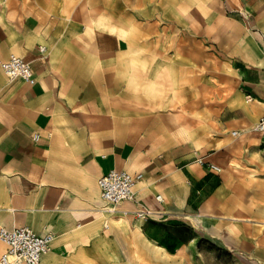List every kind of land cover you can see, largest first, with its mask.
<instances>
[{
  "label": "crops",
  "instance_id": "crops-1",
  "mask_svg": "<svg viewBox=\"0 0 264 264\" xmlns=\"http://www.w3.org/2000/svg\"><path fill=\"white\" fill-rule=\"evenodd\" d=\"M223 1L228 13L245 11L248 27L264 42V0ZM18 4L11 6L19 11ZM181 4L197 10L200 6L212 14L221 9V0H182ZM12 15L0 5V225H29L39 234L52 233L43 264L79 257L97 260L108 252L113 231L123 239L133 237L166 252L178 251L188 237L174 234L172 220L181 221L189 212L192 196H214L222 182L218 171L208 166L219 155L189 144L196 138L210 139L211 129L200 124L190 134L180 116L166 111L147 121L138 118L113 125L96 110L105 108L101 93L107 84L114 92L123 87L120 79L125 77V56L131 48L128 39L98 38L100 52L95 56L103 61L100 64L98 59L60 64L49 53L38 13L28 12L23 19ZM187 25L183 27L220 29L217 21ZM42 45H47L46 53L40 50ZM12 54L31 62L34 84L21 77L8 80L2 63ZM142 56L135 53L131 58L133 84L138 87L133 91L139 93ZM253 58L264 61L262 54ZM243 75L259 120L264 115V64L248 65ZM198 156L206 162L197 161ZM111 168L127 169L139 177L134 197L116 208H106L99 184ZM0 244L3 253L6 246Z\"/></svg>",
  "mask_w": 264,
  "mask_h": 264
},
{
  "label": "rangeland",
  "instance_id": "rangeland-1",
  "mask_svg": "<svg viewBox=\"0 0 264 264\" xmlns=\"http://www.w3.org/2000/svg\"><path fill=\"white\" fill-rule=\"evenodd\" d=\"M181 1L0 0L12 18L38 13L49 53L60 64L85 59H98L100 64L97 39L126 37L131 48L120 79L123 87L114 92L107 84L101 93L105 108L96 111L113 125L147 121L165 111L180 116L190 134L206 124L210 139L196 138L189 144L219 155L214 163L221 167L222 182L214 196H192L189 212L181 221L172 220L174 234L188 237L178 251L166 252L133 237L123 239L113 231L105 258H66L60 264H264V145L254 130L259 113L244 88L243 75L248 65L264 64L252 59L264 56V42L248 27L245 11L226 12L223 0L219 14L183 6ZM15 2L19 11L11 6ZM200 20L217 21L220 29L183 27ZM135 53L144 55L140 93L133 91L138 89L132 78ZM5 75L10 81L20 78ZM233 130L238 135L233 136ZM116 206L106 203V208ZM3 248L0 244V256Z\"/></svg>",
  "mask_w": 264,
  "mask_h": 264
},
{
  "label": "built area",
  "instance_id": "built-area-1",
  "mask_svg": "<svg viewBox=\"0 0 264 264\" xmlns=\"http://www.w3.org/2000/svg\"><path fill=\"white\" fill-rule=\"evenodd\" d=\"M47 49V45L40 47L45 53ZM2 66L11 77H21L31 84L36 82L31 62L22 56L12 54ZM248 97L250 100L254 99L251 94H248ZM254 130L261 135L264 142V115L256 122ZM238 133L236 130L232 131L233 135ZM197 161L206 162L204 156H198ZM208 166L215 171H221V167L215 163L208 162ZM138 179L137 175L127 169L111 168L99 178L101 196L112 206L123 200L132 199ZM53 239L52 233L39 234L29 225L13 228L0 225V242L6 246L0 256V264H43L42 258L51 249Z\"/></svg>",
  "mask_w": 264,
  "mask_h": 264
},
{
  "label": "bare ground",
  "instance_id": "bare-ground-1",
  "mask_svg": "<svg viewBox=\"0 0 264 264\" xmlns=\"http://www.w3.org/2000/svg\"><path fill=\"white\" fill-rule=\"evenodd\" d=\"M102 199H103V198H102ZM123 235H124V234H123ZM126 245H127V244H126ZM142 248H144V247H142ZM115 251H116V250H115ZM119 251H120V249H119ZM120 252H121V251H120ZM150 252H151V251H150ZM153 254H154V253H153ZM96 256H97V255H96ZM96 256H95V257H96ZM124 256H125V255H124ZM102 257L104 258L105 255H104V256L102 255ZM153 257H154V256H153ZM122 258H123V257H122ZM155 259H156V258H155ZM159 259H160V258H159ZM126 260H127V259H126ZM170 260H171V259H170ZM86 261H87V260H86ZM131 261H132V260H131ZM87 262H88V261H87ZM102 262H103V261H102ZM111 262H112V261H111ZM157 262H158V261H157ZM162 262H163V261H162ZM163 263H165V262H163ZM93 264H94V263H93ZM161 264H162V263H161Z\"/></svg>",
  "mask_w": 264,
  "mask_h": 264
}]
</instances>
